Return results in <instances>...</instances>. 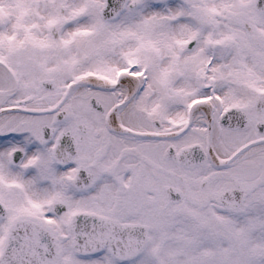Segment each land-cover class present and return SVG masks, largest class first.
<instances>
[{"label": "snow or ice", "instance_id": "snow-or-ice-1", "mask_svg": "<svg viewBox=\"0 0 264 264\" xmlns=\"http://www.w3.org/2000/svg\"><path fill=\"white\" fill-rule=\"evenodd\" d=\"M0 264H264V0H0Z\"/></svg>", "mask_w": 264, "mask_h": 264}]
</instances>
